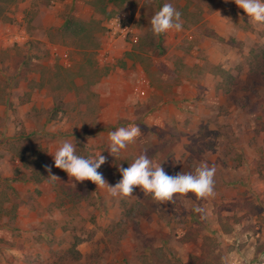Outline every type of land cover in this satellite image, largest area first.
<instances>
[{"label":"crops","instance_id":"1","mask_svg":"<svg viewBox=\"0 0 264 264\" xmlns=\"http://www.w3.org/2000/svg\"><path fill=\"white\" fill-rule=\"evenodd\" d=\"M55 9L56 6H50L46 13L45 6L42 28L35 29L34 35L45 42L46 68L56 70L57 66L58 71L67 72L76 94L89 76L73 71L80 63L79 49L47 39L46 33L67 31L66 23L58 20L63 8ZM74 14L72 18L86 21L80 7ZM86 15L91 17L92 13ZM199 15L200 20L182 31L167 32L166 37L177 43L174 46L167 42L172 50L164 56L157 35L146 23L142 28L135 25L133 15L138 42L122 37L114 40L108 30L100 33L101 48L96 58L101 75L94 77L86 92L79 95L94 103V112L88 120L77 117L80 121L72 125L76 129L73 138L81 155L104 151L101 154L107 159L98 171L109 185L114 186L121 179V167L127 168L136 156L146 151L170 175L191 172L200 161L215 165L216 174L221 175L215 183V196L197 199L193 193L177 194L172 202H159L148 200L149 194L140 186H134L130 196L121 198L112 197L107 185L95 184L92 194L96 201L88 202L84 197L76 201L69 195L70 191L64 193L55 179L49 177L48 167L52 175L65 173L51 163L55 149L50 148L42 173L20 169L16 171L20 178L11 179L13 195H17L19 202L10 206V196L6 195L8 198L0 203V264H123V258L137 256L139 242L132 227L126 228L122 239L117 238V227L129 210L128 202H137L143 209L130 215L147 235L158 229L159 221L169 229L175 220L173 215L183 208L194 209L199 203L215 207L225 199L222 195L227 196L231 191L234 202L263 208L262 213L252 208L246 210L244 218L236 224L230 237L234 234L243 245L232 264H245L249 260L258 264L264 255V202H261L264 200V136L256 134L255 121L260 117L254 106L264 108V65L259 62L264 57V39L259 34L264 24L252 22L234 0H202ZM27 35L30 40L28 32ZM185 36L188 42L174 53L173 49ZM180 59L189 76L163 71L164 67H175ZM48 88L46 84V103H49L46 125L51 128L57 122L52 129L57 127L59 136L65 137L62 133L72 128L71 123L67 118L61 121V117H54V112L64 103ZM140 89L145 91L144 95ZM76 112L80 113L79 109ZM228 119L242 126L243 134L239 138L228 139L216 132L224 128ZM129 124H138L141 134L114 157L106 149L108 133ZM14 173L15 169L4 176H16ZM151 203L154 207L148 212ZM163 208L170 210L168 216Z\"/></svg>","mask_w":264,"mask_h":264},{"label":"rangeland","instance_id":"2","mask_svg":"<svg viewBox=\"0 0 264 264\" xmlns=\"http://www.w3.org/2000/svg\"><path fill=\"white\" fill-rule=\"evenodd\" d=\"M79 3H81V6H78L80 12L86 19V21H80L84 23L85 30H63L62 32L55 30L52 33H46L47 39L54 43L62 42L66 46L79 49L77 59L80 60V63L74 66L73 71L79 75L89 76V78L85 79L87 83L80 86L77 93L74 94V86L70 85L69 82L71 76L67 72L58 71L60 69L57 66L56 70L51 67H49L50 69L46 68V45L43 44L45 43L43 40L35 38L34 30H41L42 28L40 24L43 23L42 13L45 6L46 13L50 6H56L55 10L63 8L61 9L62 13L58 15V20L60 19L59 22L65 24L75 15L74 11L78 8L76 5ZM164 3H172L182 13L181 19L184 28L200 20L199 13L202 0H168L167 2L165 0H128L116 11L111 8L112 4H109V8L107 7V10L104 11L98 0H0V23L20 25L30 35V40L26 44H15L0 51V190L2 189L0 191V203L3 198H6V195L10 196V206L18 203L19 199L17 195H13L11 186V179L20 178L16 171L32 169V171L39 174L43 163H45V158L48 157L50 148L55 149L59 145V140L70 138L74 140L76 129L72 125L76 121H80L77 117L81 116L82 119L88 120L93 115L94 103H90L88 98L79 95L86 92L94 77L98 78L101 75L96 58L101 48L99 35L108 30L112 18L122 10H129L135 18V25L142 28V26L148 24L151 29V17ZM91 13V17L86 15ZM166 34L157 35L161 44L162 56L172 50L171 45L175 46V43H177L173 38H167ZM259 34L260 38L264 39V30H260ZM188 40V36H185L179 46L173 49L174 53L181 49V46H185ZM167 42H171V45ZM261 61L264 62V57L259 60L260 65H264ZM163 71L167 73L174 72L182 77L189 76L188 69L181 59L176 61L175 67H164ZM256 83L260 84V81L256 80ZM46 84L49 87L48 89L55 93L58 101L62 102L63 100L62 103L64 104H61L60 110L55 111V118L61 117L59 118L61 121L63 118H67L66 121L71 123L72 128L66 129L64 133L61 132L65 137L59 136L58 132L60 130L57 127V130L52 129L57 122H53L55 124L51 128L46 125V105H49V103H46ZM258 107L254 106V109L258 112V118L260 117L255 121L257 125L256 134L264 136V108L258 109ZM77 109L80 113L76 112ZM227 114L232 119L230 113ZM230 119L224 124L223 129L219 128L216 132L218 135L228 137V139L235 136L239 138L238 135L243 134V128H241L242 126H236L237 124ZM246 136L250 137L249 131H246ZM50 161L54 165V160ZM13 169H15L14 174L16 176H4V173L11 172ZM66 174V172L55 174L58 178H55L54 181L57 185H60V189L64 193L68 194L70 191L69 195H72L76 201L80 197L86 198L88 202L96 201L95 196L92 194L95 183L90 180L76 181L72 177H67ZM220 178L221 175L216 174L215 183L220 181ZM260 178L262 180L263 177L260 176ZM67 187H71L70 190H66ZM71 190L76 191L71 192ZM233 194V191L227 192V196L223 194L222 197L225 199L221 203L215 204L217 205L215 207L212 204L207 206L201 203L195 204V207L199 206L206 210V215L203 218L195 212L190 213L191 210L193 211L192 208H183L181 212L173 215L175 220L169 229L167 228L168 225L159 221L158 229L148 232L147 235L142 232L139 223L130 215L132 212H140L143 209H140L141 206H137V202H128L129 210L125 215V219L117 227L116 233L117 238L122 239L126 234V228L132 227L134 235L139 238L138 247L136 248L138 254L131 257L133 260L129 257L123 258L122 263H234L242 244L235 238L234 234L233 237H230L236 224L244 218L246 210L252 208L253 211L262 213L263 208L261 206L251 207L249 203L234 202L235 197ZM147 199L153 201L150 194ZM261 202H264V200H261ZM148 205L147 210L149 212L153 209L154 204ZM11 212H14V209L11 208ZM163 212L168 216L170 210L163 208ZM216 225L221 227L218 229ZM220 229L222 233L219 231ZM136 241V239H133V242ZM128 243H131V241L129 240ZM257 263H264V255ZM245 264H255V262L249 260Z\"/></svg>","mask_w":264,"mask_h":264},{"label":"clouds","instance_id":"3","mask_svg":"<svg viewBox=\"0 0 264 264\" xmlns=\"http://www.w3.org/2000/svg\"><path fill=\"white\" fill-rule=\"evenodd\" d=\"M234 3L247 13L250 20L256 24H264V0H234ZM182 13L172 3H164L151 17V31L154 35L167 33L170 30H183ZM141 130L138 124L120 126L108 133L109 153L116 157L128 146L136 141ZM74 140H63L52 153L54 166L65 171L76 181L90 180L97 186L107 185L112 197H128L134 191V186H140L145 194L159 202H172L177 194L193 193L197 199L212 198L215 196L216 166L207 161H200L191 172L168 174L161 164L154 163L146 151L136 156L127 168L119 169L121 179L113 186L109 185L101 172L100 167L107 157L99 152L96 155L84 156L78 153ZM49 177L58 178L51 174V167L47 168ZM193 211L203 218L206 210L194 207Z\"/></svg>","mask_w":264,"mask_h":264},{"label":"built area","instance_id":"4","mask_svg":"<svg viewBox=\"0 0 264 264\" xmlns=\"http://www.w3.org/2000/svg\"><path fill=\"white\" fill-rule=\"evenodd\" d=\"M133 20L132 15L127 10L121 11L113 17L108 27V33L113 37L112 39L115 40L122 37L123 39L130 38L134 43L138 42L139 37L135 31ZM28 40L29 37L26 29L22 28L20 25L0 23V51L15 44L25 43ZM104 54L105 52L102 55ZM139 92L142 95L145 94V91L141 89Z\"/></svg>","mask_w":264,"mask_h":264},{"label":"trees","instance_id":"5","mask_svg":"<svg viewBox=\"0 0 264 264\" xmlns=\"http://www.w3.org/2000/svg\"><path fill=\"white\" fill-rule=\"evenodd\" d=\"M127 1L128 0H98V2L101 5V8L104 11L107 10V7L109 6V4H113V6H114L113 10H115V11L119 10ZM65 29L67 31H71V30L77 31V29L80 31H83L86 29V27L82 22L72 18V19H69L67 21V23L65 25ZM54 117H55V112H54ZM40 173H42V168L40 170ZM38 179H41V178H38ZM6 194H8V193L6 192ZM7 198L8 197H6L5 199H7ZM5 199L3 198L1 201L5 200Z\"/></svg>","mask_w":264,"mask_h":264}]
</instances>
